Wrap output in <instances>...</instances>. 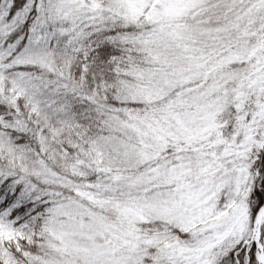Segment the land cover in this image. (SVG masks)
I'll return each mask as SVG.
<instances>
[{"label": "snow or ice", "instance_id": "6c2138e0", "mask_svg": "<svg viewBox=\"0 0 264 264\" xmlns=\"http://www.w3.org/2000/svg\"><path fill=\"white\" fill-rule=\"evenodd\" d=\"M0 264H264V0H0Z\"/></svg>", "mask_w": 264, "mask_h": 264}]
</instances>
